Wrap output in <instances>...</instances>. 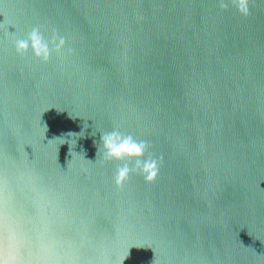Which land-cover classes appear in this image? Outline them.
I'll list each match as a JSON object with an SVG mask.
<instances>
[{
	"label": "water",
	"instance_id": "95a60500",
	"mask_svg": "<svg viewBox=\"0 0 264 264\" xmlns=\"http://www.w3.org/2000/svg\"><path fill=\"white\" fill-rule=\"evenodd\" d=\"M249 10L0 0V264H264V0ZM33 27L63 54H18ZM114 127L162 157L154 182L117 188Z\"/></svg>",
	"mask_w": 264,
	"mask_h": 264
},
{
	"label": "clouds",
	"instance_id": "9594fccd",
	"mask_svg": "<svg viewBox=\"0 0 264 264\" xmlns=\"http://www.w3.org/2000/svg\"><path fill=\"white\" fill-rule=\"evenodd\" d=\"M218 3L222 10H226L231 4L241 15L250 14L249 0H218ZM65 45L66 38L55 30L50 38H46L38 27H33L26 38L15 41L18 54L23 55L31 50L32 55L44 63L51 59L53 53L62 55ZM100 143L104 150L103 161L119 162L114 174V183L117 188H123L132 174L142 176L146 183L155 181L162 157H156L149 151L150 145L147 141L138 140L133 135L125 134L118 127H114L111 131L101 133Z\"/></svg>",
	"mask_w": 264,
	"mask_h": 264
}]
</instances>
